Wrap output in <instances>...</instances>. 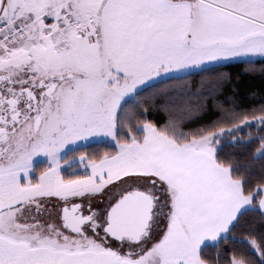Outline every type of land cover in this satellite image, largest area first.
Here are the masks:
<instances>
[{
	"label": "snow or ice",
	"instance_id": "snow-or-ice-1",
	"mask_svg": "<svg viewBox=\"0 0 264 264\" xmlns=\"http://www.w3.org/2000/svg\"><path fill=\"white\" fill-rule=\"evenodd\" d=\"M0 264H264V0H0Z\"/></svg>",
	"mask_w": 264,
	"mask_h": 264
},
{
	"label": "trees",
	"instance_id": "trees-1",
	"mask_svg": "<svg viewBox=\"0 0 264 264\" xmlns=\"http://www.w3.org/2000/svg\"><path fill=\"white\" fill-rule=\"evenodd\" d=\"M252 86H255V83H253V85Z\"/></svg>",
	"mask_w": 264,
	"mask_h": 264
}]
</instances>
